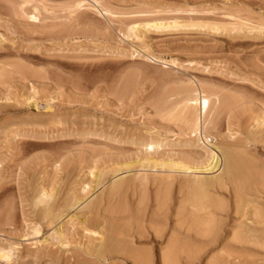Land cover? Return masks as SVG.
Segmentation results:
<instances>
[{"label": "rangeland", "instance_id": "obj_1", "mask_svg": "<svg viewBox=\"0 0 264 264\" xmlns=\"http://www.w3.org/2000/svg\"><path fill=\"white\" fill-rule=\"evenodd\" d=\"M44 1L0 0V246H6L10 241L15 243L16 251L23 259L13 264H94L89 262L91 258L82 250L88 246V238L94 241L98 237L85 231L82 221L84 217L86 219V210L83 209L85 213L81 210L89 201L103 200L105 190L101 186L103 190L93 188L94 184L91 183L94 179L86 174L88 165L92 164V160L93 163L97 161L99 170L102 169L100 162L109 159L119 157L125 160L126 157L129 158L126 161H136L142 155L145 158L144 148H141L148 138H153L162 146L151 158L163 156L166 159L170 154L169 157L177 156L186 161L185 156H179V153L186 155L185 151L195 150L197 154L194 153L199 156L201 154L197 150L202 151L203 155V151L209 154L213 149L210 159H205L208 155L204 154L206 163L200 159L204 157L202 155L198 159L203 164L196 163L198 159L191 163L187 161L188 166L194 162L196 164L193 165L199 164L195 170L208 168L214 154L221 155L223 148L220 146L225 148L223 153L228 152V155L242 148L246 154L244 158L253 159L254 167L258 163L260 168L257 170L255 167L258 172L264 171V141L260 142L264 124L256 127L254 120L256 116L264 117V0ZM157 20L162 24H174L176 28L151 29L153 23L150 22ZM135 33H138V37ZM193 84L204 87L205 94H210L206 96L212 98L210 117L215 118L212 119L215 126L210 129L216 131L209 133L208 141L211 144L208 142V145L211 146L207 149L199 144L194 148L185 146L188 137L184 135V121L178 108L182 107L181 99L189 95L190 90H187ZM209 90L221 99L219 103H229L226 110L219 114L221 117L216 114L221 103H215V96ZM251 132L257 139L256 143L252 141L254 144L249 142L247 136ZM235 140L237 143L233 142ZM164 149L170 152H162ZM209 160L210 163H207ZM177 181L180 182L179 179ZM88 182H91L89 187L82 190ZM260 183V189L264 190L263 182ZM44 185V188L50 187L54 194L57 193L56 199L61 205L67 207L71 202L74 205V198L79 195L83 201L79 207L71 208L68 205V213L63 216L65 219L61 218L56 225L49 226L46 220H40L37 215V210L40 213L43 206H31L38 196V189ZM258 185L257 189L262 194ZM174 195L173 205L177 209L176 201L181 195ZM218 198L226 206L225 214H221L219 219L215 216V220H220H217L216 227L220 232L217 235L216 231L214 236H210L213 238L206 239L218 242L207 250H201L202 253H198L199 247L205 239L196 232L186 234L188 223H184V227L178 223L183 221L182 215L181 219L178 217L179 220H174L170 215L173 211L168 213V226L172 228L175 222L178 223L176 228L182 225L183 230L186 226L184 231L177 229L182 234L184 232L183 236L179 233V241H184L182 244L187 241L184 248L179 243L178 254L182 260L178 264H227L230 259V262L235 260H232L233 256L237 257L236 263L264 264V248L240 249L248 256L245 253L242 255V251L238 253V249L236 252L228 249L230 231L239 224L241 209L234 214L231 200ZM64 199L70 202L65 201V204ZM59 225L66 236L62 241L66 240L65 244L61 246L53 234ZM37 227L40 228L39 233ZM189 242L191 245L187 246ZM152 246L148 244L138 248H150L152 264H159L157 251L165 246ZM226 248L233 252V256ZM33 255L36 257L33 258ZM106 261L97 264H124L112 258ZM235 261L233 264H236ZM0 264L5 263L1 261Z\"/></svg>", "mask_w": 264, "mask_h": 264}, {"label": "bare ground", "instance_id": "obj_2", "mask_svg": "<svg viewBox=\"0 0 264 264\" xmlns=\"http://www.w3.org/2000/svg\"><path fill=\"white\" fill-rule=\"evenodd\" d=\"M39 2H40V0H39ZM44 2H43V4H44ZM232 17H233V15H232ZM233 18H235V16ZM151 23H153V24H151ZM235 23L238 24L237 22H235ZM243 23H245V22H243ZM150 24H151V26H150ZM150 24H149V26L152 27L151 29H157V30L158 29L163 30L165 28L168 29L170 27L176 28V25H174V24H172V25L171 24H162L158 20L150 22ZM239 24H241V23H239ZM259 25H261V24H259ZM233 27H235V26L233 25ZM260 28H262V27H260ZM134 29L135 28H133L132 30H134ZM242 29L243 28H241V30ZM132 30H131V33H132ZM226 30H227V28H226ZM137 34H136V36H137ZM133 36H134V34H133ZM141 36H142V34H141ZM144 44H145V42H144ZM146 46H148V45L146 44ZM164 64H167V63H164ZM193 85L194 86L188 88L187 91H189V90L190 91H189V95L186 98L183 97L186 94L181 96V97H183V99H181V100H183V101H181L182 104H180V105H182V107L178 108V109H181L179 115H180L182 121H184V124H183L185 127L184 132H186L184 134L183 130H181L183 132L182 134H184L185 136L187 135V137H188L185 146L188 145L189 147L194 148L195 145L198 146V144H199L201 147L206 148L209 146L208 148H210L211 145H208V142H209L208 136H209V133L211 132L212 128L215 126V122L212 120L215 118L212 117V119H211V117H210V102H211L210 100L212 98L209 99V97L206 96V94L208 95L209 93L205 94L206 90H204L205 89L204 87L200 86L201 83H200V85H198V84H193ZM185 89L186 88H184L183 90H185ZM208 89H210V88H208ZM209 92L212 93L213 91L211 92L209 90ZM212 94L215 96V99H214L215 103H217V105H219L221 103V102L219 103V101L221 99L219 100V98L217 97V95L214 92ZM181 97H179V98H181ZM244 97H245V95H244ZM252 97H254V96H252ZM259 98H261V97H259ZM176 99L178 100V98H176ZM226 99H228V98H226ZM227 102L228 101H226V104L221 103V105H219L218 111H217L218 113H216L217 117L221 115V112H223L222 110H224V109L226 110V106H228V104H229ZM175 105H176V103H175ZM178 105H179V103H178ZM213 106L216 107L215 105H213ZM175 108H173V109H175ZM171 109H172V107L170 108L169 111H171ZM216 109H217V107H216ZM262 110H264V107ZM261 116L262 115H260V117L256 116V118L254 119L256 127H260V126H262V124H264V119L263 120L261 119L264 117H261ZM263 116H264V114H263ZM180 117H179V119H180ZM226 117H227V115H226ZM216 121H217V119H216ZM181 125H182V123H181ZM210 127H212V128L210 129ZM215 128H217V127H215ZM252 129H254V128H252ZM260 129H262V128H260ZM213 130H212V132H213ZM257 130H255V131H257ZM214 131H216V130H214ZM236 131H237V129H236ZM253 131L254 130H252V132ZM259 131H261V130H259ZM245 133H246V131H245ZM248 134L249 135H247V136H248L249 142L250 143H253V142L256 143L257 139H256V137H254V133H252V134L248 133ZM260 134H262V133H260ZM255 135H257V134H255ZM150 136H151V134H149L148 137H150ZM214 136H215V134H214ZM132 137H133V135H132ZM135 137H137V136H135ZM142 139H141V141H142ZM149 139L150 138H148V141H146L144 143L143 147L140 144L141 145L140 147H142L141 149L144 148V153L146 155L145 158H143V155H142V156H140V159L138 158L139 160L135 159L136 161H134L133 159H132L133 161H130V160L126 161L127 159H129L126 157H125V160L124 159H118L119 157L116 159L115 158L109 159L106 162H103V163L100 162L101 163L100 167H102V169H99V170L97 169L98 168L97 167L98 163H96L97 161H95L93 163V160H92V164L90 165V163H89V165H88V172H86V174L88 176H90L91 178L93 177L94 181H92V179H91L90 181H92V183L88 182V185H86L87 183L85 182L86 183L85 187L81 186L82 187L81 189L85 191V188H88L89 184L91 183L92 185L94 184V186H93L94 189L95 188L102 189L101 187H103L105 190V193H104L105 197L103 198V200H102V198H100L101 194H100V196L97 195L98 198H100L99 200L97 198H94V199H97V201L96 200H95V202H94V200H92L93 202L89 201V203H86L85 206H83V208L81 210V212L86 210V219H85V217H84L85 215H84L83 216L84 221H82L85 224V231L87 232V234L91 235L93 233L98 237L96 240L94 239V241H92V238L91 239L88 238L89 243L88 244L85 243L88 246L87 247L85 246L84 247L85 249L82 250V252L84 254H86L87 257L91 258V260L89 262L94 263V264L106 263L107 262L106 260L108 258H112V259H115V260L120 261V262L122 261V262H124V264H127V263H129V264H152L151 260H152L153 256L151 255V257H150L151 252L148 250L150 248H148L147 250H144L142 248L141 249L138 248V246L143 247V246L148 245V244H151V246L153 244V246H154V244H158V246H161V245L165 246V248H163L161 246L157 251V252H159V254H158L159 255V262H160L159 264H178L179 263L178 261L180 260V262H181V260H182V259H179V257L181 255H180V253L178 254V251L180 250V247L182 245H184L183 246V248H184L186 245L185 243H187V241H186L185 243L182 244V242H184V241L180 242L178 239V235L180 233L179 231H184V229L186 228V226H185V228L182 230L181 229L182 225L180 226L181 228H176L175 226L178 223L179 224L182 223L183 227H184V223H186V224L188 223L187 224L188 226L186 229H189L188 231H190V232L187 231L186 234L191 233V232H196V234H198L203 239H205L203 244H200L202 246L205 245V247L203 249L201 248L202 246L199 247L200 251L198 253H200V252L202 253V251L205 248L207 250V248L209 249L210 247H213L218 242V241H214L213 239H212L213 241H211V240L207 241L206 240V239H208V237H209V239L213 238L210 236H214L216 234V231H218V228L216 230V227H218L217 226V224H218L217 220L219 219V216L223 213L225 214V211H226L225 210L226 206H224L222 204V201L218 200L219 199L218 197H221L223 200H227V201L231 200V202L233 204L232 207H234V210L232 211V213L234 212V214L239 213L240 209H241V212L247 211L246 213L240 212L241 218H239V215H238L239 224L237 225L236 229H234V226H233L234 232H233V229H231V231H230V233L231 232L232 233L230 235L231 240L229 239L231 241L230 245H229L230 248L228 247V249H231L232 251L234 250L235 252L238 249L239 250V251H237L238 253H240V251H242V253H243V250H240V249L247 250V249L253 248L252 250H255L256 248H258V249L264 248V190L260 189L261 186L258 185L260 182H261L260 184H262V182H263V185H264V173H263L264 171L262 170L261 173H260V171H261L260 169H259L260 170L259 172L257 171L258 170L257 168L258 167L260 168V166H257L258 163H256V166H255L257 169L256 170L255 167L253 166V165H255V164H253L254 161L252 162L253 159L252 160L245 159L244 156H246V154L244 153V150L242 152L241 147H239L241 149H238L241 151L236 150L237 151L236 152L234 150L233 151L234 153L231 151L228 155L227 151H226L227 154L223 153V150H225V148L219 145L221 147V149L223 148L222 153L220 151L221 155L219 154L220 156H217V154L214 152L216 155L214 154V156H215V157H213L214 160L212 161V163L210 164V166L208 168L202 169V167H201V169H195L194 170L195 166H198L199 164L193 165L195 163L194 162V163H192V166L191 165L188 166L187 163L189 161H190L189 163H191V162L195 161V159L197 160L199 158V156L202 155V153H201L202 151L200 152L197 150L198 154L199 153L201 154L199 156L197 155L198 157L196 156L197 153L195 152V150L185 151L186 155L184 154V152L179 153V156H183V155L185 156L183 158H185L186 161H184V159L183 160L180 159V157L178 158L177 156H176V158H175V156L169 157L170 154L167 155L168 157L165 156L166 159L162 158L163 156H161V158H159V157L158 158H155V157L151 158L150 156H153L152 154H154L156 151H159V149L162 146H160L159 142H154L152 140L153 138L150 140ZM156 139H157V137H156ZM248 139H247V141H248ZM239 140H242V139H239ZM261 140L264 141V134L262 135L260 142H261ZM114 141H115V138H114ZM157 141H158V139H157ZM233 142H236V140ZM241 142L238 141V143H241ZM161 143H162V141H161ZM163 143L161 145H163ZM244 143H247V142H244ZM96 144L100 145V143H96ZM102 144H103V142H102ZM242 144H243V142H242ZM246 145H248V143ZM136 149H137V151H139L138 148H136ZM188 149H190V148H188ZM214 149H219V148L217 147ZM229 149H227V150H229ZM167 150L165 151V149H164V150H162V152L163 151L164 152H168V151L170 152V150H168V151ZM212 150L209 152L211 153ZM247 150L245 148L246 152H248ZM140 151H142V150H140ZM172 151H173V149L171 150V152ZM215 151L217 152V150H215ZM162 152H161V154H164ZM180 152H182V151H180ZM218 152H219V150H218ZM109 153H111V152H109ZM176 153L178 154V152H176ZM173 154H174V151H173ZM180 154H183V155H180ZM204 154L208 155V158H205L206 156H204ZM209 154L204 153V151H203L202 157L203 156L204 157L200 158V159L201 160L202 159L204 160V158L210 159L211 158L210 156L213 154H210V155ZM223 154H225V155H223ZM249 157H251V156H249ZM94 158L95 157H93L92 159H94ZM141 158H143V159H141ZM200 159H198L199 161H197L196 163H198V162L201 163ZM247 160L251 161V162H248ZM204 161H205L204 163H206V160H204ZM207 163H210V160ZM201 164H203V163H201ZM251 164H252V166H250ZM78 166L80 167V165H78ZM60 167H62V166H60ZM71 167H70V169H71ZM190 167H191V169H190ZM192 167H193V170H192ZM251 167H254V168H251ZM73 169L74 168H72L71 170H73ZM96 169H97V171L95 173L94 171ZM191 170H192V173L190 172ZM109 175H110V177H109ZM178 179L180 182L177 181ZM44 180H46V179H44ZM257 185L259 186V189L262 192V194L257 189ZM35 186H37V185L35 184ZM44 187H45V185L40 186V189H38L39 193L37 192L38 196H36V199H34L35 202L33 201L34 204L31 206H34V207H35V205H39L40 207H41V205L43 206V208H41L40 213H38L39 210H37V215L39 214L40 220H43V221L46 220L47 222H45V223H49V226L56 225L57 222H59V220H61V218H64L63 216H65V214L67 215L68 205H69V207L71 206V208H74L75 206H78L79 204H81V202L83 201L82 198L79 199L80 195L78 198L75 197L76 196L75 195L74 196L75 197L74 198V205H72L73 204L72 202H71V204L68 203V202H70V201H67L68 198L64 199V203L65 204L68 203L67 207H66L63 204L61 205L59 203L60 202L59 200L57 202L56 197L58 195L56 192H55L56 194H54V192L51 190L52 188L47 187L50 189V190H48L47 188H44ZM81 189H80V191H81ZM100 189H98V190H100ZM263 189H264V187H263ZM99 193H103V191L102 192L100 191ZM69 194H71V192ZM174 194H176V197L181 195L178 202L176 201L177 209L174 208L175 205H173L175 202L174 201V199H175ZM35 195H36V193H35ZM35 195L34 196L31 195V196L35 197ZM259 195H261L260 198H258ZM31 199H33V198H31ZM65 201H67V203ZM62 202H63V199H62L61 203ZM227 204H228V202H227ZM225 205H226V202H225ZM69 207H68V209H69ZM78 207L76 209H79ZM230 207H231V205H230ZM232 207L230 209L229 208H227V209H229L231 212ZM38 209H40V208H38ZM172 211H173V213L170 215L174 218V220L178 219V217H180L182 215V219H181V217H180V219L183 221L178 222L176 220L178 223L175 222V224H174L175 226L170 224L172 226V228H171L170 226H168L167 222L170 218L168 213H171ZM83 213H85V211ZM243 213H245V214H243ZM39 216H38V218H39ZM215 216H217L218 219L215 220V218H216ZM232 216H233V214H232ZM235 216H237V215H235ZM40 220H39V222L41 223L42 221H40ZM218 221H220V220H218ZM80 223H81V221H80ZM235 224H236V222H235ZM35 226H37V225L35 224ZM37 228L39 229V231H37V233H39L40 228L39 227H37ZM60 228L62 229L63 227H60V225H59L56 229H54V231L52 229V231L54 232L53 234L55 235L54 236L55 241L58 240L57 242L61 246V245L65 244L64 242L66 240H64V242H62V241H63V238L66 236L63 233L65 231L61 230ZM32 229H34V227ZM35 229H36V227H35ZM177 229H179V231H177ZM219 232L220 231L217 232V235L219 234ZM32 233H33V230H32ZM180 234L183 236L184 232H183V234H182V232ZM51 236H52V234H51ZM184 237L186 238V235ZM187 237H189V235ZM215 237H214V239L216 240L217 238H215ZM52 238H53V236H52ZM54 238L52 239V241L54 240ZM197 238H198V236H197ZM202 238H200V241L202 240ZM181 239H182V237H181ZM217 240H219V239H217ZM6 241H8V240H6ZM94 242H96V243H94ZM201 242H199V243H201ZM179 243H181V246ZM199 243H196V245H198ZM14 244H13V242L10 241L9 243L6 244V246H0V262L2 261L5 264H13L18 259H23V258H20V256H19L20 254L16 251L17 247L15 248ZM83 244H84V242H83ZM76 245L78 246V244H76ZM188 245H191L190 242L187 244V246ZM200 245H198V246H200ZM67 246H65V247H67ZM153 246H152V248H153ZM178 246H180V247H178ZM80 247H81V245H80ZM195 247L196 246H194V248ZM231 247H233L234 249H232ZM197 248H196V251H198ZM222 248H221V251L224 252L222 250ZM228 249H227V251H228ZM182 250H185V249H181V251ZM151 251L153 252L152 249H151ZM230 251H228V252H230ZM232 251L230 252L231 255L234 252V251L233 252ZM228 252L226 253L227 255H228ZM154 253H156V250ZM244 253L242 255H244ZM48 254H50V253H48ZM181 254H182V252H181ZM223 254H225V253H223ZM246 254H247V256L249 255L247 252L245 253V255ZM78 255L79 254H77V256ZM238 255H236V256H238ZM242 255H241V257H242ZM32 257L35 258L36 255L35 256L33 255ZM249 257L251 258V256H249ZM33 258H32V260H33ZM185 258L188 259L187 257H185ZM230 258H231V256H230ZM233 258L236 260L237 257L235 258L233 256L232 260H233ZM250 258H249V261H250ZM197 260H198V258H197ZM211 260H212V258H211ZM225 260L227 261V259H225ZM228 260H229V258H228ZM230 260L227 261L226 263L228 264V262H229V263L233 264V262L235 261V260H233L230 262ZM245 260L248 261L247 259H245ZM245 260H243V262ZM110 261H112V260H110ZM153 261H156V260L153 259ZM236 261H235V263H236ZM240 261H242V260H240ZM157 262L158 261H156V263ZM254 263H256V262H254ZM262 263H264V262H262ZM236 264H240V262H238Z\"/></svg>", "mask_w": 264, "mask_h": 264}]
</instances>
